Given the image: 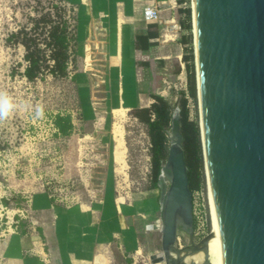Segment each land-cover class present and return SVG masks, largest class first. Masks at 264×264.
<instances>
[{
	"label": "rangeland",
	"instance_id": "obj_1",
	"mask_svg": "<svg viewBox=\"0 0 264 264\" xmlns=\"http://www.w3.org/2000/svg\"><path fill=\"white\" fill-rule=\"evenodd\" d=\"M53 4L65 6L60 17L66 20L69 34H72L74 16L78 11L74 0H0V94L10 97L14 105L10 115L0 120V262L13 226L34 218L36 202L50 196L58 207L76 206V209L86 210L97 229L102 222L103 205L112 212L111 209L120 204V214L126 215V221L134 225L135 230L124 227L121 235L120 231L107 228L105 233L111 239L107 249L122 253L119 259L116 257L109 264H127V258H131L130 264H151L149 256L160 250L158 213L153 220H146V226L133 213L137 210L135 203L150 196L143 192L148 185V137L145 125L130 112L135 105L124 111L119 119H115L111 111L113 98L109 97L101 33L91 34L92 37L77 43V55L70 53L64 76L44 74L27 81L21 75L25 65L23 47L9 35L26 30L27 35L37 38L43 47L40 41L48 23L42 19L58 20L53 15ZM191 6V0L176 2L171 10L160 6L162 22L158 24V40L163 42L160 52L165 59L162 64L152 67V74L147 79L150 92L163 96L172 113L178 111L184 100L188 120L197 125L202 174L198 189L191 191V200L192 241L198 242L212 232L213 218L201 135ZM185 9L190 14L194 98L188 95L181 58L183 50L178 42L181 34L186 33L179 22L184 18ZM124 89L128 92L127 87ZM141 104L147 103L143 100ZM38 110L41 115H37ZM56 114L70 117L72 128L68 134L57 133L52 121ZM114 122L121 130L124 142L123 156L120 157L123 162L115 160L119 165L112 158ZM114 213L118 215L116 210ZM113 218V213L106 217ZM113 233H118V237ZM187 239L180 230L175 244H185Z\"/></svg>",
	"mask_w": 264,
	"mask_h": 264
},
{
	"label": "water",
	"instance_id": "obj_2",
	"mask_svg": "<svg viewBox=\"0 0 264 264\" xmlns=\"http://www.w3.org/2000/svg\"><path fill=\"white\" fill-rule=\"evenodd\" d=\"M191 3L218 264H264V0ZM157 190L160 250L149 260L185 264L187 254L205 249L212 232L192 241L191 190L176 111ZM178 226L188 237L182 247L175 244ZM199 264H208L206 253Z\"/></svg>",
	"mask_w": 264,
	"mask_h": 264
},
{
	"label": "crops",
	"instance_id": "obj_3",
	"mask_svg": "<svg viewBox=\"0 0 264 264\" xmlns=\"http://www.w3.org/2000/svg\"><path fill=\"white\" fill-rule=\"evenodd\" d=\"M74 1L77 3L76 10L79 11L76 13V46L80 40H86L88 36L92 37L91 34L101 33L102 35L103 61L110 86L109 97L112 99L111 70L113 68L115 78L120 81L123 88H128L127 110H130L133 105L134 107L148 106L152 99L149 96L151 92L147 77L152 74V67L159 64V60L163 62L165 59L163 52H160L163 42L158 40V35L154 37V33L159 32L158 24L162 22V19L159 17L158 22H144L140 9L144 4H159L171 10L176 0ZM94 29L98 31L93 33ZM149 33L153 34V37L147 40L154 44L141 50L135 43V35ZM145 61L148 62L147 67L141 65V62ZM143 100L147 104H141ZM112 158L114 160L113 152ZM153 190L156 191L153 192ZM143 192L149 193L150 196L140 198L135 203V209L139 212L133 210V213L138 221L146 226V220H153L158 213V190L145 188ZM36 204L35 217L26 220L25 232L22 234L18 232L19 223L11 229V235L2 250L3 254L1 253V264H109L114 258L119 259L122 253L118 250L114 253L107 249L111 239L105 232L113 228L112 231H120L122 235L124 227L135 230L134 225L126 221V215L120 214V204L115 205L111 209L112 212L103 205L99 229L92 225L94 220H89L90 216L83 208L58 207L46 196L39 199ZM115 210L118 215H115ZM112 213L114 218L106 219ZM112 235L118 237V233ZM128 238L129 235L126 238L127 242H129Z\"/></svg>",
	"mask_w": 264,
	"mask_h": 264
},
{
	"label": "trees",
	"instance_id": "obj_4",
	"mask_svg": "<svg viewBox=\"0 0 264 264\" xmlns=\"http://www.w3.org/2000/svg\"><path fill=\"white\" fill-rule=\"evenodd\" d=\"M177 3L185 2V0H176ZM53 15L58 20H43L48 23L43 36L41 38V47L36 41L37 38L27 35L26 30H18L11 32L9 38L19 43L23 47L22 59L25 62L21 75L27 80L32 81L35 78H40L44 74L53 76H64L66 74L69 55H77L76 53V13L74 16V24L72 34H69V27L66 20H62L60 15L65 12V6L61 4H53ZM184 18L180 22V27L185 31L181 34L178 42L182 45V61L185 67L188 95L191 98L195 97V80H194V65L193 54L191 47L190 35V14L189 10H183ZM50 16L49 13H46ZM192 15V14H191ZM153 24V23H149ZM36 25V24H35ZM20 35V36H19ZM157 37L158 33H154ZM153 37V34L135 35V43L141 50H145L148 45H153L154 42H148L147 39ZM71 42V44H70ZM141 45V46H140ZM162 64V60H159ZM144 67L148 66V62H141ZM152 101L148 106L135 107L130 110L133 117L145 125V133L148 137V185L146 188H157V178L160 173V168L164 163L167 154V142L170 136V121L173 115L172 108L169 102L161 95L150 93ZM179 122V133L181 135V147L183 150L184 163L188 179V188L192 191L199 187V177L202 174V157L201 148L198 137V129L196 122L189 121L187 118V109L183 100L177 111ZM53 125L57 133L66 135L72 128V123L68 115L56 114L53 119ZM50 202L53 199L48 196ZM6 205L5 200H2ZM16 218V217H15ZM18 232H25V222H19ZM130 264L131 258L125 260Z\"/></svg>",
	"mask_w": 264,
	"mask_h": 264
},
{
	"label": "bare ground",
	"instance_id": "obj_5",
	"mask_svg": "<svg viewBox=\"0 0 264 264\" xmlns=\"http://www.w3.org/2000/svg\"><path fill=\"white\" fill-rule=\"evenodd\" d=\"M191 9H192V6H191ZM191 13H192V10H191ZM111 72L113 74V76L111 78L112 98H113V107L111 108V111H112L115 119H119L123 115L124 111L127 110V107L129 106V99H128L126 90L123 88L120 81L115 78L116 75H115V71L113 70V68H112ZM119 96H121V98ZM113 115H112V117H113ZM113 128H114L113 140L115 142V145L113 148L114 149L113 156H114V160H118V159H120L121 156H123L122 154H123V148H124L123 143L124 142L122 139L121 130L118 128V125L116 124V122L113 123ZM201 135H202V126H201ZM202 141H203V138H202ZM203 151H204V146H203ZM204 159H205V153H204ZM120 161H122V160L120 159ZM122 162H121V164H122ZM205 166H206V164H205ZM212 218H213V216H212ZM213 227H214V218H213ZM204 253H206V255H207L208 264H218L217 243H216V237L214 236V230H212V236L207 240V244H206L205 249L204 250L200 249L196 252H192V253L187 254L183 258V262L185 264H190V263L199 264L203 260ZM158 263H162V262H151V264H158Z\"/></svg>",
	"mask_w": 264,
	"mask_h": 264
},
{
	"label": "built area",
	"instance_id": "obj_6",
	"mask_svg": "<svg viewBox=\"0 0 264 264\" xmlns=\"http://www.w3.org/2000/svg\"><path fill=\"white\" fill-rule=\"evenodd\" d=\"M159 12V4H144L140 10L141 18L144 22H158Z\"/></svg>",
	"mask_w": 264,
	"mask_h": 264
},
{
	"label": "clouds",
	"instance_id": "obj_7",
	"mask_svg": "<svg viewBox=\"0 0 264 264\" xmlns=\"http://www.w3.org/2000/svg\"><path fill=\"white\" fill-rule=\"evenodd\" d=\"M14 105L10 97L5 94H0V120L6 119L12 112ZM40 110L37 111V115H41Z\"/></svg>",
	"mask_w": 264,
	"mask_h": 264
},
{
	"label": "flooded vegetation",
	"instance_id": "obj_8",
	"mask_svg": "<svg viewBox=\"0 0 264 264\" xmlns=\"http://www.w3.org/2000/svg\"><path fill=\"white\" fill-rule=\"evenodd\" d=\"M192 217H193V216H192ZM192 219H193V218H192ZM192 221H193V220H192ZM180 230H182V229L180 228V226H178L176 231L178 232V231H180ZM182 231H183V230H182ZM177 232H176V234H177ZM186 235H187V234H186ZM187 238H188V237H187ZM187 243H188V239H187V242H186L185 244H180V245H179V244H178V245L176 244V246H177V247H182V246H184V245H187Z\"/></svg>",
	"mask_w": 264,
	"mask_h": 264
}]
</instances>
